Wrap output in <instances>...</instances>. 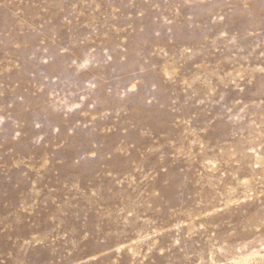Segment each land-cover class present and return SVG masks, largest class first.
Here are the masks:
<instances>
[{
    "label": "rangeland",
    "instance_id": "374dc122",
    "mask_svg": "<svg viewBox=\"0 0 264 264\" xmlns=\"http://www.w3.org/2000/svg\"><path fill=\"white\" fill-rule=\"evenodd\" d=\"M0 264H264V0H0Z\"/></svg>",
    "mask_w": 264,
    "mask_h": 264
}]
</instances>
